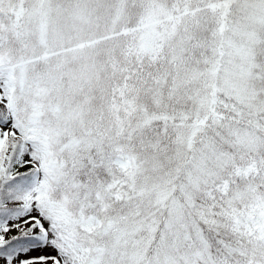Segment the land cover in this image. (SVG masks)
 <instances>
[{
  "label": "snow or ice",
  "instance_id": "obj_1",
  "mask_svg": "<svg viewBox=\"0 0 264 264\" xmlns=\"http://www.w3.org/2000/svg\"><path fill=\"white\" fill-rule=\"evenodd\" d=\"M0 264H264V0H0Z\"/></svg>",
  "mask_w": 264,
  "mask_h": 264
}]
</instances>
